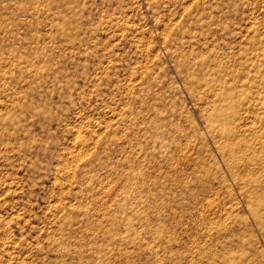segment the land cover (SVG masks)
<instances>
[{"label":"rangeland","instance_id":"obj_1","mask_svg":"<svg viewBox=\"0 0 264 264\" xmlns=\"http://www.w3.org/2000/svg\"><path fill=\"white\" fill-rule=\"evenodd\" d=\"M0 264H264V0H0Z\"/></svg>","mask_w":264,"mask_h":264},{"label":"bare ground","instance_id":"obj_2","mask_svg":"<svg viewBox=\"0 0 264 264\" xmlns=\"http://www.w3.org/2000/svg\"><path fill=\"white\" fill-rule=\"evenodd\" d=\"M80 143H79V148L80 149H85L86 148V145H84V143H82L81 141H79Z\"/></svg>","mask_w":264,"mask_h":264}]
</instances>
